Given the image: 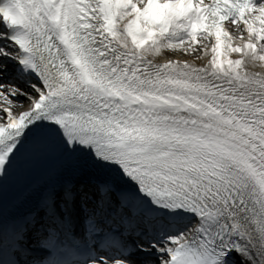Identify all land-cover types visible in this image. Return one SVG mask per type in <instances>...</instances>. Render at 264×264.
Masks as SVG:
<instances>
[{
    "label": "snow or ice",
    "instance_id": "obj_1",
    "mask_svg": "<svg viewBox=\"0 0 264 264\" xmlns=\"http://www.w3.org/2000/svg\"><path fill=\"white\" fill-rule=\"evenodd\" d=\"M0 264H264V0H0Z\"/></svg>",
    "mask_w": 264,
    "mask_h": 264
}]
</instances>
